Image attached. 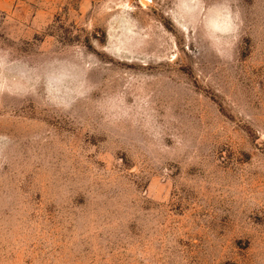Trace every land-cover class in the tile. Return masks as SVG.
Wrapping results in <instances>:
<instances>
[{
  "label": "rangeland",
  "instance_id": "374dc122",
  "mask_svg": "<svg viewBox=\"0 0 264 264\" xmlns=\"http://www.w3.org/2000/svg\"><path fill=\"white\" fill-rule=\"evenodd\" d=\"M0 264H264V0H0Z\"/></svg>",
  "mask_w": 264,
  "mask_h": 264
}]
</instances>
